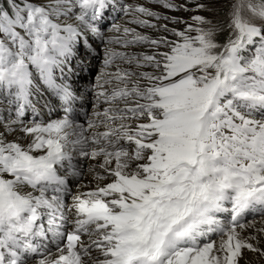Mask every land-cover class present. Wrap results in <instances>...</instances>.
<instances>
[{"label":"snow or ice","instance_id":"snow-or-ice-1","mask_svg":"<svg viewBox=\"0 0 264 264\" xmlns=\"http://www.w3.org/2000/svg\"><path fill=\"white\" fill-rule=\"evenodd\" d=\"M0 264H264V0H0Z\"/></svg>","mask_w":264,"mask_h":264},{"label":"rangeland","instance_id":"rangeland-1","mask_svg":"<svg viewBox=\"0 0 264 264\" xmlns=\"http://www.w3.org/2000/svg\"><path fill=\"white\" fill-rule=\"evenodd\" d=\"M157 8H158V10H160V11H165L164 9H160L158 6H157Z\"/></svg>","mask_w":264,"mask_h":264},{"label":"bare ground","instance_id":"bare-ground-1","mask_svg":"<svg viewBox=\"0 0 264 264\" xmlns=\"http://www.w3.org/2000/svg\"><path fill=\"white\" fill-rule=\"evenodd\" d=\"M153 7H157V6L154 5Z\"/></svg>","mask_w":264,"mask_h":264}]
</instances>
